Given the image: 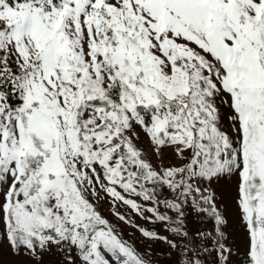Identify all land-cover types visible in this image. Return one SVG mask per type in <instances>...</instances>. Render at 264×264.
I'll return each mask as SVG.
<instances>
[{
    "label": "snow or ice",
    "instance_id": "1",
    "mask_svg": "<svg viewBox=\"0 0 264 264\" xmlns=\"http://www.w3.org/2000/svg\"><path fill=\"white\" fill-rule=\"evenodd\" d=\"M122 226L264 264V0H0V264H154Z\"/></svg>",
    "mask_w": 264,
    "mask_h": 264
},
{
    "label": "rangeland",
    "instance_id": "2",
    "mask_svg": "<svg viewBox=\"0 0 264 264\" xmlns=\"http://www.w3.org/2000/svg\"><path fill=\"white\" fill-rule=\"evenodd\" d=\"M225 203H227L229 207H231L230 201H228L227 199H225ZM136 222L147 228H154L155 230L159 231L161 234H166L163 231V226L160 224H156V225L148 224L147 222L140 220L139 218H136ZM187 223L190 231L201 227V225L196 221L194 216L190 217ZM122 227H124L125 235L131 236L134 239L137 247L141 251H144L148 248L152 249L150 258L154 261V264H168V258L166 257V255H164V253L167 251L165 245L159 242L147 241L144 238H142L140 233L135 231L134 229L127 228L125 226Z\"/></svg>",
    "mask_w": 264,
    "mask_h": 264
}]
</instances>
